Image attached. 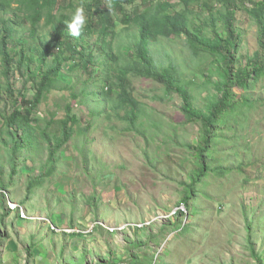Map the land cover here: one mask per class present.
Instances as JSON below:
<instances>
[{"label":"rangeland","instance_id":"obj_1","mask_svg":"<svg viewBox=\"0 0 264 264\" xmlns=\"http://www.w3.org/2000/svg\"><path fill=\"white\" fill-rule=\"evenodd\" d=\"M96 1L58 0L53 24L48 17L37 26L21 20L25 24L10 39L16 58L22 51L52 65L60 54L62 62L53 66L55 86L33 115L35 144L19 150L14 162L5 122L14 100L0 60V264H264V74L250 78L247 89L234 87L235 99L248 100L223 113L203 168L190 148L202 138L201 123L187 121L176 93L153 78L130 75L126 89L140 102L130 125L109 108L120 85L114 73L103 80L98 28H84L72 44L56 41L54 24L64 33L60 20L70 21L81 4L86 25L95 23ZM190 1L201 27L226 10L220 0ZM229 1L240 34L236 59L245 66L259 49L258 26L246 9L260 0ZM158 2L174 4L172 13L185 9L181 0H135L123 11ZM122 12L111 14L118 34L108 39L115 54L134 58L137 28L121 21ZM216 29L227 33L222 21ZM150 52L157 65L176 67L196 106L204 108L217 93L207 83V75L218 80L212 55L195 52L186 35L153 38ZM10 81L14 99L23 93L32 98L33 82L16 64ZM69 105L79 122L50 162L41 130L58 135Z\"/></svg>","mask_w":264,"mask_h":264},{"label":"trees","instance_id":"obj_2","mask_svg":"<svg viewBox=\"0 0 264 264\" xmlns=\"http://www.w3.org/2000/svg\"><path fill=\"white\" fill-rule=\"evenodd\" d=\"M134 1L108 0L107 4H104L101 0H97L95 11L92 13L96 18V22H89L84 29L93 31L94 28H98L97 32L102 37L101 44L105 51L102 62L103 80L108 81L111 78L110 74L114 73L117 83L120 85V92L108 103L109 108L121 120L132 125L138 117L140 102L126 89L129 82L128 77L135 74L153 78L163 83L168 91L176 93L181 98L182 111L187 121L201 123L202 138L197 145L190 148L198 158L201 167L205 168V156L211 150L212 138L220 130V123L224 117L223 113L231 110L238 100H248L247 96L235 99L234 87L247 89L250 78L256 79L264 74V0H260L251 8L246 9L258 26L259 49L253 57L248 59L245 66H239L236 59L240 34L234 29L235 11L233 7L235 5L232 1L220 0L226 10L213 13L203 27L197 25L191 17V11L188 10L190 0H181L185 4V9L173 13L170 10L174 9L175 5L171 2H158L152 7H147V9L136 10L133 14L123 11L126 4H132ZM57 3L58 0H0V60L3 74L7 79L6 91L10 93L11 98L14 100L12 113L5 117L11 136V142H6V146L9 144V148L12 150L13 162L17 158L16 154L19 150L29 149L35 144L33 115L46 92L55 86L52 77L56 73L53 66L55 64L61 66L62 62L60 54L57 55L58 58L52 65H48L43 60L37 62L35 59L23 55L22 51L17 54L16 58L13 49L9 46L10 39L20 32V28L25 24H22L21 20L37 26L44 17H48V22L53 24L52 10ZM117 10L119 12L123 11L121 21L124 24H133L137 28L132 40L134 58L127 59L121 54H115L113 44L108 39L118 34V25L111 15ZM65 21H69V17H66V20H60L64 27L66 26ZM219 21L225 24L227 33L223 34L216 29ZM53 30L56 33V41L61 46L67 43L72 44L70 38L73 36L70 35L67 27H65L64 33H61L59 25L54 24ZM183 34L186 35L190 46L195 52L203 51L213 57V71L218 76V80L214 82L212 76L207 75V83H213L217 93L210 98L209 103L204 108L195 105L194 96L176 67L173 65L166 67L157 65L150 52V41L153 38L181 36ZM63 35L65 38L62 37ZM88 58L89 61H94L95 56L90 54ZM13 64H16L18 71L23 72L25 70L28 81L33 82L34 94L32 98H28L23 93L20 101L17 98L14 99L15 89L10 81ZM91 92L98 94L95 90H91ZM105 95H108V93H105ZM72 110L69 105L67 117L62 123L58 135L50 134L47 128L41 130L43 139L49 145L50 162L53 161L56 152L74 135V125L79 122V117L72 113ZM12 168L15 169L14 165H12ZM203 174H205L204 171L199 175L198 180L201 176H204ZM185 203L184 206L191 209L190 203L188 202V205ZM179 213L182 215L184 211L180 209Z\"/></svg>","mask_w":264,"mask_h":264},{"label":"clouds","instance_id":"obj_3","mask_svg":"<svg viewBox=\"0 0 264 264\" xmlns=\"http://www.w3.org/2000/svg\"><path fill=\"white\" fill-rule=\"evenodd\" d=\"M87 22L88 17L83 5L81 4L80 6L76 7L70 21H66L65 23L70 35L75 38H79Z\"/></svg>","mask_w":264,"mask_h":264}]
</instances>
